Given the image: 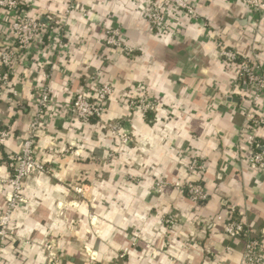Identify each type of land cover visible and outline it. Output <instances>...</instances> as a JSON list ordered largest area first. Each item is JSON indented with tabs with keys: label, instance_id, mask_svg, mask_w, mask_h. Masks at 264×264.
Returning <instances> with one entry per match:
<instances>
[{
	"label": "crops",
	"instance_id": "obj_1",
	"mask_svg": "<svg viewBox=\"0 0 264 264\" xmlns=\"http://www.w3.org/2000/svg\"><path fill=\"white\" fill-rule=\"evenodd\" d=\"M20 2L45 27L30 50L18 51L0 95V123L10 128L0 148V212L10 189L6 155L25 137L35 90L47 87L57 108L36 137V157L49 170L23 180L24 202L11 214L16 236L0 243V264H49L44 243L62 264H241L245 238L223 233L230 207L247 237L259 239L264 264V172L245 163L238 143L248 89L219 56L222 46L255 55L264 71V8L188 0L196 18L167 7L159 29L145 18L146 0H74L68 14L67 0ZM114 26L130 55L106 45ZM9 37L0 27V47ZM99 82L112 88L103 117H68L73 96ZM137 95L154 101L156 111L129 108L125 100ZM109 124H118L125 141ZM257 141L264 145L263 128ZM193 156L205 165L193 177L208 193L202 204L173 187L187 177ZM157 178L168 183L160 194L152 189Z\"/></svg>",
	"mask_w": 264,
	"mask_h": 264
},
{
	"label": "built area",
	"instance_id": "obj_2",
	"mask_svg": "<svg viewBox=\"0 0 264 264\" xmlns=\"http://www.w3.org/2000/svg\"><path fill=\"white\" fill-rule=\"evenodd\" d=\"M74 0H67L65 13L68 14L73 8ZM245 6L251 11L258 13L264 8L263 0H245ZM173 7L185 15L196 18L194 8L188 0H146L145 18L151 28H162L164 9ZM52 21V17L48 16ZM0 27L10 33V37L4 40L0 47V95L6 91L10 83V77L13 73V67L16 63L17 53L27 52L40 37L41 30L45 24L35 17L27 14L22 8L20 0H0ZM106 45L121 50L126 55L133 52L132 47L126 45L122 39L121 30L114 26L106 31L104 37ZM60 44V42H59ZM219 56L221 61L228 66H236V81L242 80L247 89L248 107L245 111V127L238 135L239 146L244 148L245 163L253 170L264 172V145L257 141V130L264 129V115L260 113V101L264 99V71L256 62V56H240L235 50L222 46ZM13 94H15L13 92ZM112 94V88L108 83L99 82L93 92H77L67 109V115L70 118L87 122L91 120H100L106 109V100ZM33 114L26 126V134L23 138L20 148L16 152H10L6 155V163L10 170L9 178L5 184L10 187L5 194V207L0 212V243L16 236L15 231L10 226L11 214L15 206L24 202L21 194L23 180L31 175H41L49 169L41 160L36 157V137L40 129L43 117L48 111L57 108V104L50 96V92L44 85L39 86L34 92ZM12 101L11 98H8ZM126 105L131 109H136L140 113L147 114L156 111V105L149 97L137 95L125 100ZM108 130L116 133L121 139L124 135L118 133V124H109ZM10 136V128L6 124L0 123V148ZM125 141V139H123ZM204 163L193 156L187 164V177L173 183L175 190L184 193L192 202L202 204L208 200V193L202 184L194 180V176L204 171ZM168 186L163 178H157L152 183V189L156 193H162ZM73 192L82 195L84 190L82 186L73 187ZM218 218V217H217ZM174 217L168 216L164 222L168 227L174 224ZM223 233L226 238L237 240L245 238L243 242V252L241 264H261L263 256L258 238L247 237L245 222L235 215L234 207H230L224 217ZM44 250L49 264H62L51 243H44Z\"/></svg>",
	"mask_w": 264,
	"mask_h": 264
}]
</instances>
